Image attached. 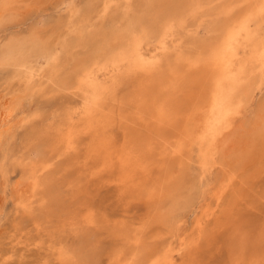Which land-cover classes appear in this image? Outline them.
I'll use <instances>...</instances> for the list:
<instances>
[{"label": "rangeland", "instance_id": "1", "mask_svg": "<svg viewBox=\"0 0 264 264\" xmlns=\"http://www.w3.org/2000/svg\"><path fill=\"white\" fill-rule=\"evenodd\" d=\"M151 1L19 0L11 13L3 11L0 3L4 14L0 15V264H72L68 255H79L78 242L85 235L102 246L101 258L91 264H119L118 260H126L141 244L159 248L158 241L161 253L171 255L176 264H264V144L241 170L227 167L229 172L204 171L199 155H191L190 184L172 210L153 200L152 192L161 174L169 170L174 174L182 165L157 156L149 167L125 177L117 166L100 168V159L89 155L93 139L85 131L84 117L91 90L86 85L72 89L66 81L94 56L96 47L91 43L96 33L107 31L112 37V33L123 32L136 10H146ZM194 3L197 10L193 14L186 11L191 15L187 22H173L171 37L176 44L169 42L173 55L195 51L221 31L217 4ZM161 29L148 28L144 51L149 56L157 54ZM33 36L39 37L38 43L30 40ZM45 50L49 58H43ZM161 60L165 62L167 57ZM117 73L106 67L97 72L96 82L109 88L114 81H127V74ZM263 98L264 90L256 102L248 104L244 126L260 118ZM117 129L109 135L122 136V140L125 129ZM71 133L73 143L68 145ZM230 156L226 160L236 164ZM224 172L234 182L218 199L214 194L221 191ZM156 218L157 225L153 223Z\"/></svg>", "mask_w": 264, "mask_h": 264}, {"label": "bare ground", "instance_id": "2", "mask_svg": "<svg viewBox=\"0 0 264 264\" xmlns=\"http://www.w3.org/2000/svg\"><path fill=\"white\" fill-rule=\"evenodd\" d=\"M0 3L5 12L20 4L19 0H3ZM204 3L217 4L216 7L221 14L219 23L221 31L216 38L201 44L202 47L197 50L173 55L170 51L173 46L169 45L175 31L173 22L178 21L182 24L191 18L186 11L190 9L192 14L196 12L194 0H153L145 6L146 10H140L141 12L136 10L131 23L123 32L119 31L114 35L112 33V37L107 31L96 33L91 43L96 47L94 56L90 57L89 61L80 63V67H77L80 68L79 73L66 81V86L72 89H80L86 85L91 90L88 97L91 102L87 103L89 105L85 109L84 123H86L85 131L88 130L93 139L90 143L89 155L100 159L98 164L100 168L117 166L116 168L120 169L125 177H129L135 170L149 167L156 161L157 156L171 158L173 162L183 166L181 171L174 169L175 175L172 170H166L167 172L161 174L162 170L157 169L163 176L159 175L161 178L156 179L159 182L151 198L158 203L168 205L167 209L172 206L171 210L180 202L183 191L190 184L191 155L194 153L199 155L204 171L229 172V169L234 171L237 167L241 170L259 146L264 144V108L258 114L261 116L257 122L247 127L243 125L248 104L256 102L259 94L264 90V0H204ZM185 8L187 10H184ZM1 11L0 15L3 14ZM149 26L162 28L159 32L163 33L155 47L157 54L153 53L152 56L144 51V42L148 40L147 35L150 31ZM30 40L37 42L39 37L33 36ZM172 43L176 44L175 41ZM52 47L49 46L50 49ZM46 50L43 51V58L49 56ZM158 52L162 54L161 58ZM164 55L167 61L162 62ZM106 67L120 72L123 77L127 74V81L123 84L122 81L121 84H116L117 81H114L110 89L104 88L105 84L99 85L96 82L97 72L106 70ZM123 67L127 69L121 72ZM118 75L112 80H116ZM115 127L118 128L117 130L125 129L122 140H119L122 136L116 138L113 134L109 135ZM72 134L67 137L71 141L68 145L73 143ZM163 154H169L170 157ZM230 154L234 156L236 164L232 163V160H226L231 158ZM226 172H224L226 176L221 177L223 179L221 191L214 194L218 195V199L230 191L234 182V178H228ZM152 179L149 178L151 184ZM154 184L153 182L152 187ZM148 195L149 193L146 196ZM151 205L152 208L156 207L154 203H149V207ZM90 215L93 216L92 213ZM158 218L153 220V223L158 221ZM121 222L117 224L120 225ZM198 228L200 230V227ZM149 230H144V235ZM148 233L151 237L153 232ZM83 237L78 242L79 255L77 252L68 255L69 259H72V264H91L102 255V246L98 244L96 238L93 242L91 236ZM118 239L115 240L118 242ZM241 241L244 242L243 237ZM157 245L160 248L159 241ZM148 247L139 245L130 253L127 252L129 256L126 260L122 257L118 263L176 264L171 255L166 257L161 253V248ZM240 248L241 246L237 247L238 250ZM64 260L61 261L65 263Z\"/></svg>", "mask_w": 264, "mask_h": 264}]
</instances>
